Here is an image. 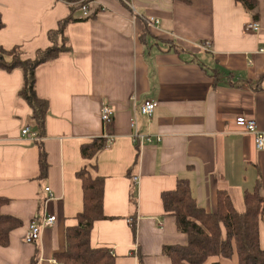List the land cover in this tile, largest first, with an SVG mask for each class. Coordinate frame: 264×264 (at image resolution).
Masks as SVG:
<instances>
[{"label":"crops","instance_id":"obj_1","mask_svg":"<svg viewBox=\"0 0 264 264\" xmlns=\"http://www.w3.org/2000/svg\"><path fill=\"white\" fill-rule=\"evenodd\" d=\"M89 9L85 16L64 0H0V44L21 46L27 58L51 45L48 33L59 21L77 19L65 30L71 49L37 68V92L50 105L40 139L22 132L29 126L39 133L18 94L23 71L0 70V196L10 199L4 213L22 221L0 245V264H60L55 253L65 249L66 228L84 205L81 145L96 137L113 140L93 171L105 178L108 218L95 223L91 243L111 248L117 264H172L165 245L188 243L161 196L181 177L211 212L220 188L239 210L257 184L264 195V150L236 122L254 119L264 131V79L257 85L264 76V0L257 20L236 0H93ZM253 21L261 30L247 32ZM145 100L158 102L153 114H135ZM105 105L113 110L108 127ZM135 115L153 142L135 139ZM39 142L48 163L42 177ZM45 215H55V224L27 243L30 222ZM260 238L264 247L262 220Z\"/></svg>","mask_w":264,"mask_h":264},{"label":"trees","instance_id":"obj_2","mask_svg":"<svg viewBox=\"0 0 264 264\" xmlns=\"http://www.w3.org/2000/svg\"><path fill=\"white\" fill-rule=\"evenodd\" d=\"M64 1L70 4L74 12L93 0ZM236 2L243 4L252 13L254 20L259 18V0ZM75 20L77 19L71 14L59 21L58 27L48 33L51 45L38 49L33 58L25 57L19 45L7 48L0 44V70L11 72L19 68L23 71L24 81L18 94L31 107L32 118L40 137L45 133L50 105L37 92V68L56 61L62 52L71 49L65 30ZM4 26L0 12V30ZM146 35L144 31L141 38ZM170 45L178 53L185 50L174 43ZM263 79L264 76L257 80L259 87ZM108 142L107 137L101 136L81 145V154L87 163L77 175L82 180L84 205L76 216L77 223L66 228L65 249L55 253V259L60 264H117V256L111 248L94 247L91 243L95 223L108 218L104 210L105 178L93 174L98 167L97 158L108 146ZM39 147L42 177L48 169L47 152L42 142H39ZM161 196L166 212L176 218L179 230L189 238L185 245H165L164 253L172 264H264V247L260 238V222L264 219V195L261 193L260 183L253 191L245 192L244 210L236 207L229 190L225 188H220L217 192V210H206L193 195L189 180L183 177L178 179L174 189L163 191ZM9 202L8 197L0 196L2 246L10 243L11 233L22 225L21 219L4 213L3 209ZM132 225L135 232V221Z\"/></svg>","mask_w":264,"mask_h":264},{"label":"built area","instance_id":"obj_3","mask_svg":"<svg viewBox=\"0 0 264 264\" xmlns=\"http://www.w3.org/2000/svg\"><path fill=\"white\" fill-rule=\"evenodd\" d=\"M82 10L84 12L85 16H90V9L89 4L83 5ZM157 23L158 20L154 19ZM245 30L247 32H258L261 30V25L257 21L249 22L245 26ZM261 51L264 52V49H261ZM136 103V102H135ZM158 102L154 100H145L143 101L139 108L135 104V114L137 112H140L141 114L151 116L157 107ZM113 120V110L110 106L105 105L102 109V121L106 127H108ZM237 124L242 127L246 132L252 133L255 136V144L258 150H264V131L260 130L258 128L257 122L254 119H248L246 117H238L236 119ZM131 126L133 128V136L135 139H138L141 141V144L145 142H153L154 139L151 136H147L144 134H141L138 130V121H137V115L133 117ZM23 135H29L34 139H40V135L37 132H33L29 126L25 127L23 130ZM108 144L111 140H113V136L107 135ZM157 140H161L160 136H157ZM133 181L135 184L138 183L139 177L134 176ZM46 191H50V188L47 187ZM56 216L55 215H45L41 220L39 219H33L27 229L26 235H25V241L27 243H36L41 239L42 232L46 227L52 226L55 224ZM133 222V220H132Z\"/></svg>","mask_w":264,"mask_h":264},{"label":"rangeland","instance_id":"obj_4","mask_svg":"<svg viewBox=\"0 0 264 264\" xmlns=\"http://www.w3.org/2000/svg\"><path fill=\"white\" fill-rule=\"evenodd\" d=\"M250 14H251V20H253L252 13L250 12ZM151 39H152V37H151ZM154 42H155V40H154ZM198 44H199L201 47H203L202 44H201V41H199ZM262 223H263V225H264V219H262Z\"/></svg>","mask_w":264,"mask_h":264}]
</instances>
